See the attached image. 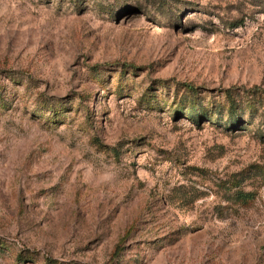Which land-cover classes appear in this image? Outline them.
<instances>
[{
    "label": "rangeland",
    "instance_id": "1",
    "mask_svg": "<svg viewBox=\"0 0 264 264\" xmlns=\"http://www.w3.org/2000/svg\"><path fill=\"white\" fill-rule=\"evenodd\" d=\"M0 85V264H264V0H0Z\"/></svg>",
    "mask_w": 264,
    "mask_h": 264
},
{
    "label": "trees",
    "instance_id": "2",
    "mask_svg": "<svg viewBox=\"0 0 264 264\" xmlns=\"http://www.w3.org/2000/svg\"><path fill=\"white\" fill-rule=\"evenodd\" d=\"M185 87H186V89L189 92H194V89H192L191 87H189V86H185ZM3 89L4 88L0 85V105L4 104V101H5L4 100V97L2 96L3 93H4V90ZM39 100L43 103V106H45V108L48 107L51 110V106L49 104H47L46 102L42 101V99H39ZM232 102H233V100L230 99V108L234 110V107H236V105L234 103H232ZM234 118H233V120H234ZM228 191H229L228 188L225 189V192H228ZM233 199L236 200L237 202L243 203V202H248L249 200L253 199V196H251L248 193H244V192H242L240 190H237L233 194ZM18 259L21 260V256H19ZM46 264H55V263L53 261H51V260H48L46 262Z\"/></svg>",
    "mask_w": 264,
    "mask_h": 264
}]
</instances>
